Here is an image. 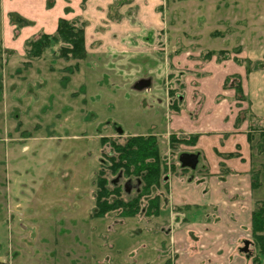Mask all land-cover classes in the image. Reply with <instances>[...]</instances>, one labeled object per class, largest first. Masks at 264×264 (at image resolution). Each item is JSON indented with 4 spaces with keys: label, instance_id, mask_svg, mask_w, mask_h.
I'll return each instance as SVG.
<instances>
[{
    "label": "rangeland",
    "instance_id": "rangeland-1",
    "mask_svg": "<svg viewBox=\"0 0 264 264\" xmlns=\"http://www.w3.org/2000/svg\"><path fill=\"white\" fill-rule=\"evenodd\" d=\"M114 2L111 20L129 23L125 22L127 34L118 50L89 52L83 61L69 63L48 56L28 63L24 42L45 30L44 12L27 11L22 4L7 11L0 3V264H172L175 259L176 264H186L184 243H173V234L176 240L183 238L181 216L172 214L164 187L157 191L161 211L156 217L122 218L115 212L92 218L93 182L100 164L105 165L100 153L108 152L99 141L120 142L126 137L119 136L145 134L153 127L154 133H167L170 101L179 102L191 130H200L204 125L195 120L208 107L216 108L223 100L233 106L228 97L235 92V79L242 77L246 86L252 74L251 83L264 87V0ZM12 13L31 25H11ZM119 15L123 17L117 19ZM164 37L169 41L161 55L156 51ZM246 61L258 70L248 74ZM225 78L229 79L223 84ZM237 100L245 101L243 96ZM257 107L264 114V102ZM245 109L239 114L240 124L215 129L221 133L214 143L223 151L232 140L225 136L237 135L235 140L241 142L251 136L243 155L253 162L249 161L250 175H257L254 202L264 203V145L259 148L264 123ZM158 140L166 163L177 168L173 162L179 151L169 149L166 137ZM201 144L182 146L180 152L202 151ZM228 149L234 150L233 145ZM205 168L199 157L195 170L188 173ZM180 174L168 169V182L188 179ZM106 176L122 188L126 185L124 200L133 197L134 180ZM191 213L185 214L190 225L186 231L193 234L187 264H217L215 253L224 237L217 235L218 228L205 234L195 227L201 214ZM230 233L233 236L234 230ZM248 239L239 245V255L251 264L254 253L252 245L245 249Z\"/></svg>",
    "mask_w": 264,
    "mask_h": 264
},
{
    "label": "crops",
    "instance_id": "crops-1",
    "mask_svg": "<svg viewBox=\"0 0 264 264\" xmlns=\"http://www.w3.org/2000/svg\"><path fill=\"white\" fill-rule=\"evenodd\" d=\"M114 1L115 0H56L50 9L46 7L47 0H0V3L1 6H5V8L8 7L7 11H13L17 5L22 4V7H24L23 9L27 11L39 10L44 12L42 13V15H44L43 20L41 21L38 19V21L44 22L41 23V26H44L45 30L42 28L38 32H43L45 34L54 33L58 19L64 18L67 20H73L79 17L86 23L84 28V45L88 55L90 54L89 52L94 51L105 53L106 51H109V48L114 51L118 50L117 44L122 42L121 39L127 34L125 26L126 23H129L126 20L121 19L115 21L114 19L111 20L109 17V11L116 8V3ZM66 11H68L67 14L65 13ZM22 15L24 14L22 13ZM24 17H27V15H24ZM120 17L122 18L123 16L119 15L117 16V19ZM32 24L36 23L34 22ZM159 26H161V24H159ZM162 39H164L162 47H160V45L159 47L157 46L158 49L156 51L161 55L164 53L162 51L165 50L163 45L169 41V38L165 39L164 37ZM165 54L167 53L165 52ZM245 55L247 60L254 61V58H251L249 53ZM258 55L260 54L257 53L256 56ZM237 74L240 73L238 72ZM252 78L253 75L249 74L246 86L242 84L241 92L245 100L244 102L237 100L238 98L234 92L233 96L228 97L230 101L234 102L233 106H227L226 100H223L224 94L221 91V95H219L221 96L220 100H223L224 102H219L216 108L210 109L208 107L206 111L196 118V123L204 125L200 130H191L189 122L190 118H187L180 112L179 109L181 105L176 101V104L173 105L174 108L172 111H167L168 113H166V115L168 114V121L165 131H167V133L169 132V134L166 132L163 134L154 133L153 129L155 128L153 127L150 132L145 134L134 133L132 135L119 136H155L157 138L164 136L167 138L168 143V138L171 135H197V146H201V143L205 145V148L202 151L196 150L195 152H183L187 155H196V165L198 158L202 157L206 166L204 170L192 175L188 173V168L180 174V176L188 175V179L182 177L176 179L171 178L170 183L168 182V177L170 175L166 178L168 183L167 202L169 200L171 203L172 214H178L181 216L179 221L182 220L180 226L182 228L183 238L176 240L173 234V243L175 244V241L178 243H184V247L186 248V264L188 263V260H190V256L187 254L190 247L188 239L193 236V234L188 230L186 231V228L190 225L185 221V214L189 213L190 215L191 212H198L201 214V221L198 220L195 227L201 228L205 234H211V230H216V228H218V232H216L218 233L217 235H221V238L224 237L222 241H220L218 250L215 253L217 264H248L247 261L239 255V253H242L243 251L239 250V245L246 242L249 240L248 238L251 237V215L255 203L253 197L254 190L251 184L250 175L251 165L249 161L251 164H253V162L249 160L248 156L244 157L243 155L247 150L246 148H248L249 151L248 140L246 137V139H242L243 141L241 142L235 140L237 135L225 136V138H231L232 140L228 141L226 139L228 141L226 144L227 147L226 150L224 149L223 151L221 148L215 146L214 140H216L218 137L217 135L221 133L215 129L222 131L224 127L223 124L235 125L239 118V114L244 111V108H246L245 110L249 116L251 115L261 119L264 123V114L259 110L263 106L257 107L258 104H263L264 102V87H255V84L251 83L254 81V78ZM260 91H262V94H260ZM255 101L257 103H255ZM169 112L171 113L172 118H170ZM207 124L209 125L208 127L205 126ZM234 132L237 133L235 129L233 130V133ZM230 144L233 145L234 150L228 149ZM209 147L211 148V154L208 153ZM227 149L229 151H227ZM233 153L236 155L238 154V156L240 155V157L235 156L231 159H225L222 157L225 154ZM210 155L218 157L216 158L217 160H210ZM195 167L191 170H195ZM176 170L180 169L177 167L174 169V172ZM210 218L213 220L211 223L209 222ZM233 230L234 233L232 236L230 232ZM218 239L219 236H217V240ZM217 240L215 239V243ZM175 260H173L172 264H176Z\"/></svg>",
    "mask_w": 264,
    "mask_h": 264
},
{
    "label": "trees",
    "instance_id": "trees-1",
    "mask_svg": "<svg viewBox=\"0 0 264 264\" xmlns=\"http://www.w3.org/2000/svg\"><path fill=\"white\" fill-rule=\"evenodd\" d=\"M48 0L47 8L50 9L54 2ZM68 12V11H67ZM11 25L16 28H23L31 23L18 14H9ZM85 21L82 19L67 20L60 18L57 21L56 29L52 34L38 32L27 38L24 42V56L27 62H37L45 56L53 60H62L65 63L79 62L86 58L84 45ZM222 55V52H219ZM221 58L220 60H225ZM238 62V61H236ZM247 62V61H246ZM245 64V63H244ZM247 62L246 72L249 74L258 68L249 66ZM256 65L255 63L253 64ZM249 68V69H248ZM237 78V77H236ZM229 78H225L223 84H226ZM236 80L234 91L237 98L242 96V83L240 77ZM243 100V99H241ZM174 102L170 101L169 108L173 109ZM253 117V116H252ZM241 120L238 118L237 125ZM253 132V129H250ZM264 145V129L259 131ZM248 143H251V136H247ZM198 136H178L171 135L168 138V147L173 153L182 154L180 147L195 148ZM100 146L107 147V153H100L104 164H100V171L94 180V212L92 218H105L115 212L122 218H133L142 214L147 217H156L159 215L160 197L157 191L164 187L167 190V181L165 176L168 171L165 155L162 154L159 140L155 136H135L126 137L117 142L111 138L100 139ZM263 143V144H262ZM178 154V155H179ZM236 154H225L222 157L231 159ZM177 162H173L174 165ZM180 167V165H179ZM103 169V170H102ZM169 169L174 171V166L169 165ZM182 168L181 171H186ZM119 176L125 180H134L137 183V190L133 197L128 200L122 198L123 189L119 184L112 183L106 176ZM257 175L251 173V184L255 189L258 187L256 182ZM164 185V186H163ZM155 191L156 194L151 196ZM145 200V201H144ZM143 203V206H142ZM251 237L248 245L253 246V255H250L251 264H264V203L256 202L251 215ZM247 252V251H246ZM248 254V252L246 253Z\"/></svg>",
    "mask_w": 264,
    "mask_h": 264
},
{
    "label": "water",
    "instance_id": "water-1",
    "mask_svg": "<svg viewBox=\"0 0 264 264\" xmlns=\"http://www.w3.org/2000/svg\"><path fill=\"white\" fill-rule=\"evenodd\" d=\"M179 161L183 167L194 168L196 165V157L194 155L183 154L181 155Z\"/></svg>",
    "mask_w": 264,
    "mask_h": 264
},
{
    "label": "flooded vegetation",
    "instance_id": "flooded-vegetation-1",
    "mask_svg": "<svg viewBox=\"0 0 264 264\" xmlns=\"http://www.w3.org/2000/svg\"><path fill=\"white\" fill-rule=\"evenodd\" d=\"M183 154H184V153L179 154V155L177 156V162L179 163L180 167H179L178 164L176 165V166L180 169L179 171H180L181 173H182V171H181L182 168L193 169V168H190V167H183V166H182V164L180 163L179 159H180L181 155H183ZM195 154H196V153H195ZM194 156H196V155H194ZM168 169H169V165H168ZM166 178H167V176H165V181H167ZM126 181H129V180H126ZM136 184H137V183H136ZM122 189H123V193H127V191H126V185H124ZM135 192H136V191H135ZM247 245H248V243H246V245H245V249H247V247H246ZM245 249H244V250H245Z\"/></svg>",
    "mask_w": 264,
    "mask_h": 264
}]
</instances>
